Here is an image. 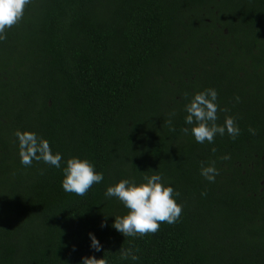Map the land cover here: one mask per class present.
<instances>
[{
    "label": "trees",
    "instance_id": "obj_1",
    "mask_svg": "<svg viewBox=\"0 0 264 264\" xmlns=\"http://www.w3.org/2000/svg\"><path fill=\"white\" fill-rule=\"evenodd\" d=\"M6 35L0 264H133L119 259L129 247L134 264H264V0H32ZM205 88L227 109L218 123L236 118L235 140L202 145L181 132L185 93ZM17 130L37 132L65 161L89 159L104 181L84 197L64 192L62 170L20 165ZM202 164L219 171L214 183ZM155 171L180 193L181 217L125 238L111 225L127 210L104 191Z\"/></svg>",
    "mask_w": 264,
    "mask_h": 264
},
{
    "label": "clouds",
    "instance_id": "obj_2",
    "mask_svg": "<svg viewBox=\"0 0 264 264\" xmlns=\"http://www.w3.org/2000/svg\"><path fill=\"white\" fill-rule=\"evenodd\" d=\"M31 3L32 0H0V42L5 41L7 32L22 21L25 9ZM185 99L187 100L184 105L185 127L181 128V132L185 135L190 134L196 143L213 144L217 136L227 135L235 140L240 135L241 129L233 116H226L223 124L217 122L218 113L226 112L227 109L220 106L219 93L215 88L185 93ZM235 100L238 103L240 98L237 96ZM169 116L168 123L171 124V117L175 116V112ZM249 132L255 135L254 129H249ZM15 137L18 142L20 165L28 168L35 161L62 170L61 187L66 193L84 197L93 185L101 184L105 179L104 173L98 172L95 164L87 158L72 156L65 161L64 155L58 151L54 152L49 140L35 131L17 130ZM222 159L228 160L230 156L225 155ZM154 173L145 176L139 183L135 178L121 179L106 187L104 191L106 199L115 198L127 210L126 215L114 217L111 225L125 238L154 235L162 224H174L181 217L183 205L177 202L180 193L171 184L166 183L161 174L156 171ZM200 175L209 183H214L219 171L214 164L208 166L202 164ZM100 227L103 229L108 225L102 222ZM88 239L92 251L96 253L103 251V244L94 233L89 232ZM138 251L132 247L120 248L119 259L134 264L140 259ZM80 264H108V261L104 256L102 259L87 256L81 258Z\"/></svg>",
    "mask_w": 264,
    "mask_h": 264
}]
</instances>
